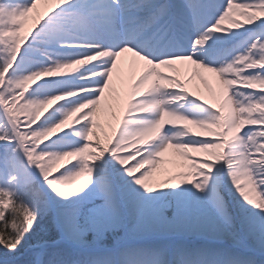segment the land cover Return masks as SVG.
Masks as SVG:
<instances>
[{
  "label": "snow or ice",
  "instance_id": "6c2138e0",
  "mask_svg": "<svg viewBox=\"0 0 264 264\" xmlns=\"http://www.w3.org/2000/svg\"><path fill=\"white\" fill-rule=\"evenodd\" d=\"M48 3L52 7L37 11L26 32L37 0H0V143L13 146L25 169L35 170L65 200L113 160L148 194L186 183L202 189L213 169H226L239 197L264 213V0H111L110 11L99 20L94 12L81 16L70 10L66 6L72 0ZM209 9L211 18L206 16ZM237 11L243 21L234 18ZM97 23L101 30L95 28ZM84 25L90 34H81ZM250 26H255V34L242 48L203 47L212 34L229 35ZM52 46L71 55L58 59L51 54ZM128 56L136 72L126 79ZM178 62L193 75L203 72L216 78L214 103L189 92L191 76L185 81L159 71H178ZM114 72L121 85L131 82L132 97L117 134L102 142L96 133L97 109L106 90H114ZM72 73L79 74L76 88L37 98L46 83ZM70 128L83 142L53 150L54 138ZM170 149L192 163L188 172L158 182L154 173ZM190 150L212 159L194 157ZM70 158L75 160L57 171ZM18 178L13 174L9 181ZM64 214L79 227L76 208L69 206ZM34 216L12 189L0 187V246L15 250L31 230Z\"/></svg>",
  "mask_w": 264,
  "mask_h": 264
},
{
  "label": "bare ground",
  "instance_id": "6f19581e",
  "mask_svg": "<svg viewBox=\"0 0 264 264\" xmlns=\"http://www.w3.org/2000/svg\"><path fill=\"white\" fill-rule=\"evenodd\" d=\"M94 1L72 0L70 6L75 4L74 6L82 7ZM125 2L126 0H121V4ZM170 2L180 3L181 0H171ZM50 7L52 5L48 3V0H37V9L29 14V18L25 23V31L27 32L29 29H32L33 18L37 11L43 13ZM212 14L213 10L211 9L206 12V16L209 18L212 17ZM234 18L244 20L239 11L234 13ZM226 26L231 27L230 24ZM254 29L255 27L250 26L248 29H240L229 35L212 34L211 39L203 47L208 48L209 43L221 42L226 38H234V41L236 40L235 47L242 48L249 42L251 35L255 34ZM194 39L195 35L191 36L189 45ZM216 45L217 43H215ZM57 58L59 59V57ZM175 67L178 71L167 67H161L159 71L167 75L178 74L185 81L191 76V83H186L189 92L193 96H199L202 100H208L209 103L216 101L219 85L214 76L203 72L193 75L189 68L179 62ZM135 72L133 58L128 56L125 60L123 74L128 79ZM43 90L45 89H41L36 94L37 98L42 99L45 95L49 94L48 91L43 92ZM130 97H132L131 82L121 85L117 80V73L114 72V90H106L105 97L97 109V123L99 127L96 129V133L100 136L102 142H106L107 137H114L117 134L116 130L125 117L127 100ZM79 115L80 113L76 114V116ZM73 120H75V116ZM178 123L182 124L183 122ZM65 127H68V125ZM189 127H192L193 131L200 133L201 136H210V134L204 133L194 126L189 125ZM72 130L70 128L68 131L72 132ZM94 139L95 137H93ZM80 142L82 143L83 141L80 139ZM68 147L73 146L68 145ZM52 148L53 150H60L58 146H52ZM190 154L194 157L209 159L208 155L204 153L190 150ZM73 159L75 160V158H70L68 161L71 162ZM191 163L192 161L186 159L175 150L170 149L165 153L163 163L158 166L157 171L154 173V178L159 182L169 179L180 172H188V165ZM6 165L17 169L19 164L16 160H12ZM60 168L61 170L63 169V163ZM26 174L28 175L26 170L16 173L19 178L15 184L20 185L26 178ZM55 174L54 172L53 175ZM36 177L40 178L37 172ZM0 179L2 181L4 178L0 177ZM6 182H10L9 177L3 183ZM154 186L160 188L161 184L156 183ZM44 189L49 190L50 187L46 185ZM222 190L227 195H233L230 203H225ZM93 193L100 194L99 197L97 196L98 198L95 197L97 199L94 198V203L96 201L105 203L104 206L99 207L96 212H93V216L97 217L98 221L102 220L106 222L112 218H116L119 223L125 226L128 238L134 236L144 239L142 242L125 244L115 249L117 252H124L127 248L138 250L135 252V256L140 254V264H249V262L251 264H264V256L256 258L252 252L246 251L250 249L256 252L264 249V241L261 240L264 235L262 236L263 233L259 232H264V213L251 208L239 197L234 188H232L226 169L219 173L213 169L202 189L197 188L195 183H186L177 187L161 188L148 194L141 185L135 184L133 177L128 176L124 169L113 160L109 167L97 168L91 177L90 183L81 192L68 198V201L70 202L74 196L82 194H88L87 197H91ZM101 193L112 194L111 198L115 197L116 205H112L111 207L109 201L106 199L107 196L101 195ZM57 198L58 202H66L65 206H63L64 208L69 207L66 206L68 201H60L61 197L58 195ZM170 209H173L171 218L164 219L161 213L164 212L165 214V210ZM106 212H109V214ZM245 214L248 215L246 216ZM60 220H62L61 226L63 230L69 233L70 227L66 222L70 223V221L66 220L65 214ZM233 222L242 229L239 235L235 233L228 235L226 233L227 227L231 223L233 224ZM102 227L100 225V231ZM233 236L237 241L233 240ZM62 237L67 239L64 234H62ZM180 237L192 240L200 237L197 242L201 243L190 241L186 245L189 252L191 244H197V246L202 247L189 260L186 258L184 250L181 247L182 243H178ZM207 239L213 240V242L207 243ZM71 240L73 244H77L75 238ZM236 242H239V244ZM149 244L152 247L150 249L148 248ZM173 246L175 248L174 253L171 252ZM114 255L116 254L111 253L105 258L103 257V259L100 258L102 260L97 259L96 264H118L112 258ZM126 262L127 257L124 256V264Z\"/></svg>",
  "mask_w": 264,
  "mask_h": 264
},
{
  "label": "rangeland",
  "instance_id": "374dc122",
  "mask_svg": "<svg viewBox=\"0 0 264 264\" xmlns=\"http://www.w3.org/2000/svg\"><path fill=\"white\" fill-rule=\"evenodd\" d=\"M255 27V26H253ZM12 145H8L5 147H0V160L6 156L12 155ZM209 159H212V157H209ZM18 162V167L17 169L10 168L6 166V164L0 163V169H3V171H0V176L1 175H13L22 172V171H27L28 176L26 177V180L28 183L29 181H34L32 185L29 187L26 186L25 184H22V187H15L13 191L16 193L17 196H22L23 198H19L18 200L21 201L24 204L30 205L34 211V223L32 225V228L30 231L26 232L24 234V238L21 240V243L17 246L19 247H24L23 249H27L25 253H27V260H24L25 264H96L97 259L99 260L100 258L103 259V257L108 256L110 253L107 251L103 252L102 255L100 254H87V248H91L94 252L96 250H104L105 245H118L119 243L125 242V240L128 238L127 232L125 229V226L119 223V221L116 218L110 219V221H98L97 217L93 216V212H96L97 209L101 206H104V202H98L96 201L94 203V198L99 197V193H93L91 197H87L88 194H82L80 196H74L72 200L69 202L68 199H60L68 201L66 206H72L76 208L79 211V227L77 228L74 226L71 221L69 224L70 227V232L66 233V230H63L61 226V221L60 218L64 215V204L66 202H58L57 201V194L50 188L49 190H45L44 184L40 178L36 177L34 178L36 171L35 170H28L24 168L23 162L20 160L19 156L15 159ZM61 170V168L57 169V171ZM214 171H217L214 169ZM24 186V187H23ZM223 192V190H222ZM224 196V201L225 203H230L231 198L233 195H227L223 192ZM101 195H106L107 200L109 201L110 206L116 205V201L114 198H111L110 193H101ZM231 196V197H230ZM97 197V198H98ZM55 198V199H54ZM95 198V199H97ZM27 199V200H26ZM102 201V200H101ZM28 202V203H26ZM62 206V207H61ZM141 206L144 207L143 204ZM107 213V212H106ZM109 214V212L107 213ZM112 214V213H110ZM160 214V213H159ZM173 214V209L170 210H165L164 212L161 213V216L164 219H170ZM246 216L248 214H245ZM69 222V221H68ZM54 228L58 231L59 235L61 236V233L66 235L67 239L63 240L62 242L59 241L58 244L52 246H49L50 252H53L57 249L61 250L56 257L51 258L49 253H46L45 249L47 247L39 244V242H33V241H39L42 239L47 232L43 230L44 229H49L52 230V225ZM38 224V228H34L35 225ZM100 225L103 227L101 228L102 230L100 231ZM68 226V225H67ZM42 227V228H41ZM226 230V233L228 235H233V233L239 235L242 231L239 226L235 222ZM54 231V230H53ZM262 236L264 235L263 231ZM66 233V234H65ZM257 233V232H255ZM44 234V235H43ZM134 237V236H132ZM72 238H75L77 240V244H73L71 241ZM234 241H237L235 237H232ZM264 241V237H262ZM200 237L194 238L193 241L199 240ZM207 243L213 242V240L207 239ZM180 241L182 244L185 243L187 244L188 241H190L189 238H180ZM71 242V243H70ZM200 243V242H197ZM239 244V242H236ZM37 246V247H35ZM54 247H57L55 249ZM201 246H197V244H191V249L190 252L183 247L184 254L186 258L189 260L192 258V255L194 253L199 252ZM245 250V249H244ZM175 252V248L171 249V252ZM252 252L255 256H262L264 255V249H260L258 251H252V250H246ZM9 252L6 248L3 246H0V253H7ZM101 255V256H99ZM6 256V255H5ZM99 256V257H98ZM257 257V256H256ZM21 257H18L14 259H10L9 261H4L3 257H0V264H14L18 260H20ZM24 258V257H23ZM22 258V259H23ZM113 258V256H112ZM16 260V261H15ZM4 262V263H2Z\"/></svg>",
  "mask_w": 264,
  "mask_h": 264
},
{
  "label": "trees",
  "instance_id": "16d2710c",
  "mask_svg": "<svg viewBox=\"0 0 264 264\" xmlns=\"http://www.w3.org/2000/svg\"><path fill=\"white\" fill-rule=\"evenodd\" d=\"M39 226H38V224L37 225H35L34 226V228H38ZM42 228V227H41ZM43 230L45 231V232H47L45 235L46 236H44L42 239H40L39 241H33V242H43V241H47V242H51V241H54V240H56L57 239V236H56V233L53 231V229L52 230H49L48 228L47 229H44L43 228ZM44 235V234H43ZM24 247H17L15 250H13V251H11V252H7V253H5V254H3V253H0V256H12V255H15V254H17L20 250H22Z\"/></svg>",
  "mask_w": 264,
  "mask_h": 264
}]
</instances>
